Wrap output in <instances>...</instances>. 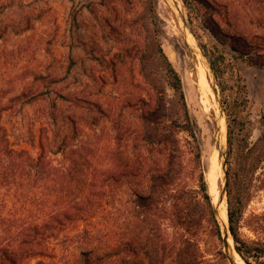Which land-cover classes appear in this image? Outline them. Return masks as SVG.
I'll return each mask as SVG.
<instances>
[{
    "label": "rangeland",
    "instance_id": "rangeland-1",
    "mask_svg": "<svg viewBox=\"0 0 264 264\" xmlns=\"http://www.w3.org/2000/svg\"><path fill=\"white\" fill-rule=\"evenodd\" d=\"M157 39L180 75L193 134L177 128L181 111L164 85ZM240 53L264 62V0H0L1 145L6 138L33 157L43 155L44 165L80 159L76 179L95 190L83 203L88 213L57 225L49 212L66 199L49 196L40 184L27 210L0 180L1 240L16 238L18 245L35 234L19 246L35 255H23L19 264H246L227 248L218 217L221 206L226 218L227 142L214 71L227 92H240L251 141L264 114V68ZM159 91L171 104L159 119L175 129L167 137L171 156L170 148L143 140L150 126H159L142 118ZM215 158L212 191L208 172ZM158 175L166 196L143 211L133 191L157 188ZM201 175L220 239L197 206ZM259 176L240 229L250 239L255 216L264 217Z\"/></svg>",
    "mask_w": 264,
    "mask_h": 264
},
{
    "label": "trees",
    "instance_id": "trees-1",
    "mask_svg": "<svg viewBox=\"0 0 264 264\" xmlns=\"http://www.w3.org/2000/svg\"><path fill=\"white\" fill-rule=\"evenodd\" d=\"M155 52L157 54L158 64L162 71V77L165 87L173 92L174 101L178 105L183 123L177 128H182L185 131L193 134L192 120L188 111L185 100V93L179 73L164 53L159 40L155 41ZM246 62L250 65H256L264 68V62H256L250 57L244 56ZM211 67L214 69L213 65ZM214 71V70H213ZM217 83L219 85L220 103L226 115V221L228 222L229 233L233 240L235 252L246 264H264V217L255 216L253 225L250 226L251 231L256 234L255 238H245L240 229L244 223L245 207L251 196L254 182L259 175L264 174V114L260 120L259 134L254 141L250 140L251 133L246 127L239 110L240 92L234 90V87H228L229 92L223 81H220L216 70L214 71ZM149 81V79H148ZM150 82V81H149ZM239 88L245 93V85H239ZM155 107L142 114V118L148 121V125H159L151 127L144 142L147 145H159L161 149H169V156L172 155L171 147L168 143V135L175 132L174 126L163 124L159 119L168 116V107L170 102L165 100V93L159 91L158 94L151 96ZM243 100V99H242ZM167 101V102H166ZM171 105V104H170ZM161 124V125H160ZM165 132H161L162 128ZM0 142V180L8 184L13 189L15 196L28 206L34 202V195L37 187L47 185V194L54 198L66 199L62 203H58L52 211L49 212L50 223L55 222L57 225H62V220L72 221L81 218L89 211L83 203L94 196L93 185H82L80 179L76 177L80 174L82 163L77 159L72 166L65 163L45 164L43 155L33 157L23 149H16L9 145L8 140L4 138ZM70 161H72L70 159ZM72 163V162H71ZM78 165V166H77ZM260 177V176H259ZM161 180L157 188L140 187L133 191L134 199L143 211L150 210L153 203L161 201L166 196V186L164 176H154ZM261 178V177H260ZM92 178H89V181ZM199 197L201 201L197 206L205 211L210 222L213 224L214 234L220 239L221 231L216 220V209L211 203V198L208 193V188L203 175L200 176ZM82 181V179H81ZM41 185V186H42ZM2 217L0 215V228ZM46 226V221L42 222ZM31 231L37 230V225ZM47 227L53 228L51 224ZM23 225L20 230L22 231ZM34 235H28L22 242L16 245L15 239L6 241L0 238V264H19L22 256L26 258L35 255L32 249L26 250L24 253L20 250V245L28 244L31 239L34 241Z\"/></svg>",
    "mask_w": 264,
    "mask_h": 264
},
{
    "label": "bare ground",
    "instance_id": "bare-ground-1",
    "mask_svg": "<svg viewBox=\"0 0 264 264\" xmlns=\"http://www.w3.org/2000/svg\"><path fill=\"white\" fill-rule=\"evenodd\" d=\"M174 3H175V5L177 4V0H172ZM182 7V6H181ZM178 9V8H177ZM182 9V8H181ZM199 67V66H198ZM205 70V69H204ZM203 70V71H204ZM206 72V71H205ZM200 81H201V85L202 86H204V87H208V82L206 81V79L204 78V74L201 72V75H200ZM204 89H206V88H204ZM208 92H209V90H208ZM211 93V92H210ZM209 93V94H210ZM219 120V119H218ZM221 124V123H220ZM218 162H217V160H216V158L214 159V161H213V164H212V166L210 167V170H209V172H208V174H209V177H210V182H211V189H212V191H216L217 190V179H218ZM214 202L216 203V206L218 205V200H217V198H215V200H214ZM219 207V206H218ZM223 209V207H219V209H218V211H220V214H219V212H218V217H219V215H220V218H219V221H220V224H221V228H222V230H223V232H224V234L225 233H227V221H226V218H224V216H222L221 215V210ZM227 238H226V244H227V248L231 251V254H232V256H234L235 258H237V259H239L240 257H239V255L235 252V250H234V248H233V241H232V237H231V235L230 234H228L227 233ZM234 257H233V259H234ZM234 262L235 263H237V264H242V263H240V262H238V261H236L235 259H234Z\"/></svg>",
    "mask_w": 264,
    "mask_h": 264
},
{
    "label": "water",
    "instance_id": "water-1",
    "mask_svg": "<svg viewBox=\"0 0 264 264\" xmlns=\"http://www.w3.org/2000/svg\"><path fill=\"white\" fill-rule=\"evenodd\" d=\"M227 233H228V234H230V233H229V229H228V228H227ZM227 233H225V234H224V232H223V236H224L225 242H226V238H227V236H226V235H227ZM232 241H233V240H232ZM239 257H240V256H239Z\"/></svg>",
    "mask_w": 264,
    "mask_h": 264
}]
</instances>
